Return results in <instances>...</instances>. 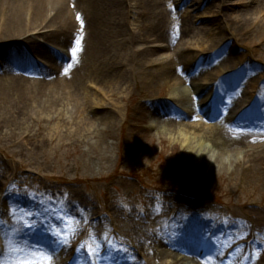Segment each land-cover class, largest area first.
Listing matches in <instances>:
<instances>
[{"label": "rangeland", "instance_id": "obj_1", "mask_svg": "<svg viewBox=\"0 0 264 264\" xmlns=\"http://www.w3.org/2000/svg\"><path fill=\"white\" fill-rule=\"evenodd\" d=\"M126 1L132 7L140 6L135 0ZM166 1L165 7L176 8L165 20H171V25L185 24L186 32L180 39L174 38L158 57H172L177 45L187 50L185 54L189 58L199 59L190 66L188 83L193 82L192 88L202 90L200 102H214L217 97L207 93L215 87L224 96L229 112L244 113L242 122L264 121V58L252 52L249 37L237 31L235 21L240 18L228 12L235 4H240L243 12L253 5L247 0H187L180 4L174 0L167 5ZM260 11L246 18L256 23L264 17V11ZM128 21L133 29V23L138 20L132 14ZM188 23L201 36L188 33ZM225 37V42L233 46V57L239 64L220 73L218 67L224 66L221 64L224 53L216 52L225 48L222 41ZM211 44L219 46L211 52L213 49L208 47ZM52 46V41L46 39L42 52ZM113 50L112 47L103 51L97 65L109 60ZM214 52L216 56L210 59ZM26 56L38 63L37 58L44 59L33 48L27 49ZM142 58L143 55L139 60ZM151 58L148 56L143 61ZM175 64L174 61L172 66ZM250 64L253 65L251 72L247 68ZM243 68L244 73L240 72ZM102 74L91 73L84 67L67 90L71 95L53 91V87L39 88L38 92L48 93L52 98L39 95L41 105H33L20 113L9 111L10 117L17 121H12L11 127L0 128V197L11 208L18 204L9 217L38 219L43 216L49 222L42 227L43 232L47 226L52 233L47 245L55 244L64 252V257L79 251V264H93L96 260L99 264H113L118 262V257H124L123 262H131L129 254L132 253L138 264H185L154 254L146 256L147 262L137 259L138 252L143 253V249L152 252L151 245L159 247L160 242L162 251H173L179 259L177 251L166 250L162 245L163 240L174 242L167 235L170 230L178 231L182 240L187 235L188 242L198 239L199 248L203 241H208L212 252L209 262L206 261L208 264H264V161L259 164L257 159L264 152V137L258 135L257 127L251 130L229 127L217 133L224 139L245 142L253 148L228 143L236 153L224 156L226 173L220 175L214 161L211 163L215 170L206 164L208 157L216 153L212 155V148L221 151L223 146L220 147V141L218 145L213 143L217 136L201 133L207 124L198 115H194L198 124L188 118L172 121L177 107L184 112L185 108L195 107L192 103L172 102L169 93L179 86L170 87L174 80L154 78L152 82H143L141 74H129L127 82L115 85L100 80L98 76ZM207 80H212L208 89L202 87ZM188 83L182 88L189 91ZM246 96H252L253 100H244ZM257 97L261 102L256 101ZM56 100L61 103L49 112L46 107ZM154 107L158 108L159 115H152ZM142 111L147 113L146 117ZM104 114L109 121H98ZM89 118L93 122L84 121ZM215 123L223 127L221 122L212 124ZM178 129L210 136L213 146L205 147L204 154L197 155L185 150L187 146L181 147V140L177 145L171 144V139L179 135ZM40 140L45 141L41 150L38 149ZM109 143L114 148L107 151L108 163L98 147ZM247 150H251L248 155L255 159L252 163L244 154ZM250 164H254L253 171H249ZM154 228L159 234L152 232ZM114 232H120L128 240L123 248L119 239H114ZM195 251L192 254L197 259Z\"/></svg>", "mask_w": 264, "mask_h": 264}, {"label": "bare ground", "instance_id": "obj_2", "mask_svg": "<svg viewBox=\"0 0 264 264\" xmlns=\"http://www.w3.org/2000/svg\"><path fill=\"white\" fill-rule=\"evenodd\" d=\"M135 1L139 3V7L136 4L134 5L135 7H132L126 0H0V128L11 127L12 121H17L10 117L11 112L9 111L20 113L33 108V105H41L39 103V95L52 98L48 93L38 92L39 88L46 90L53 87V91H62L67 95H71L67 90L70 89L69 86H73L75 78L79 76V72L84 67H88V71L94 74L103 72L104 75H99L98 78L108 84L112 82L115 85L125 83L129 74H141L143 82H152L154 78L165 80L166 82L174 80L172 85L169 86H179L169 93L172 102L190 104L191 101H196V97L201 94L202 90H198L193 95L191 93L194 91L185 90L182 85L186 87L184 84L188 83L191 62H194L197 57L189 58L185 54L187 50L181 49L178 45L173 50L174 55L172 57L169 55L158 57L160 56L158 54L160 51L164 48H169L174 38H181L185 34L186 25L170 26L172 21H166L165 17L170 14L171 10L165 7V0ZM169 1L174 2V0ZM177 1H180L178 3L180 4L187 0ZM247 3L253 5V7L246 8L245 12L242 11L244 8L240 4H235L228 12L234 14L237 19L240 18L239 21L234 20L238 26L237 31H240L243 36L249 37V44L253 45L252 52L255 51V55L258 54L259 57L264 58V17L258 22L256 21V23H252L249 18H246V15L260 11L261 8L260 12L262 13L264 11V0H247ZM177 7L179 8V5ZM131 14H134L138 20L137 23H133V29L128 21ZM29 33L31 35L27 37ZM188 33L194 36H201V33L193 30L190 23H188ZM140 38L142 41H140ZM46 39L52 41L54 51L46 50V52H42L44 51L42 50V43ZM226 39L227 37L222 39L225 48H220L216 52L217 54L224 53L221 64L225 67H218L220 73L230 71L231 68H235L239 64L233 57V46L229 42L226 43ZM218 46L217 44H211L208 47L209 50L213 49L211 51L213 52ZM112 47L114 50L110 59L103 65H97L96 62L102 52ZM32 48L35 53H41L44 57V59H40L41 64L28 59V56H26V50ZM64 49H67L69 53H65ZM142 55L144 58L139 60ZM213 55H216L215 52ZM148 56L153 58L147 62L143 61ZM209 58L212 59L213 57ZM174 61L176 64L173 67L172 63ZM251 65L247 67L250 72ZM245 68L240 70V72H245ZM53 72H59L58 76L50 77ZM41 75L45 79H41ZM62 79H66V82L63 83ZM39 80L44 81L39 83ZM255 80L254 78L253 82ZM211 82L212 80H207L202 87H209L212 84ZM192 83L189 82L190 87H192ZM45 96L43 99L46 98ZM249 98L251 100L252 96H246L244 100ZM29 100L30 102H28ZM256 101L260 102L261 100L257 97ZM60 103V100L53 101L46 108H48L49 112H53V106ZM205 106L213 109L212 115L216 114L210 102H207ZM187 113L189 116L191 115L190 112ZM159 114L158 108L154 107L152 115L156 116ZM232 114H234V117L231 116L230 118H234V123L238 122V115L236 116L233 111ZM110 115L112 116V114ZM142 115L146 117L147 113L142 111ZM172 117L174 118H172V121H176L179 117L186 118L188 116L180 111V115L173 113ZM84 121L93 122L90 118ZM98 121L108 122V115H102ZM59 122H64V120L59 119ZM85 122L83 124H86ZM255 122L253 120L248 121L251 125L254 123L259 130L258 135L264 137V121L260 124ZM207 125L209 128L203 127L201 133L217 136L218 138L214 137L213 143L217 144L220 141L222 143L220 147L223 146L221 151L212 148V155L214 152L216 153L211 157L206 155L208 157L206 164L207 167L215 170L216 167L211 163V161H214L217 168L219 167V169L216 168V171L223 175L226 173L225 169L227 168L223 160L224 156L229 153H236L234 151L235 148L229 147L228 143L232 142L234 147L244 146L245 148H251L252 145L245 142L232 141L233 139H224L217 134L221 127L212 124ZM207 129L213 133H210ZM178 134V137L175 135V139H171L170 143L177 145L181 140V147L187 146L188 148L185 150H191L197 155L204 154L205 147L209 149V147L213 146L210 136L204 137L196 131H179ZM40 142L38 149L41 150L45 141L40 140ZM111 148H114L112 143L98 147L99 153H104L103 160L105 162L108 160V163L110 159L108 153L112 151ZM108 149L109 152L107 153ZM237 150L241 151L242 149L238 148ZM250 151H244V154H247L248 162L252 163L255 159L248 155ZM1 153L2 150H0ZM9 158L13 160L11 156ZM257 159L259 164H261L264 161V152H260ZM0 166H2L1 163ZM250 168L251 170L249 169V171H253L254 164H250ZM18 202L20 203L17 200L16 203ZM17 208L18 204L12 205L11 208L10 204L4 202V197H0V209L5 216H9V213ZM45 223L48 224L49 222L43 219V216L38 217V219L3 217L0 224V251H3L0 260H7L9 264H70L71 260L69 258L64 262L59 260V258L64 259V252L54 249L55 245L49 248L46 247L49 246L47 241L52 237V233L48 232L47 226L44 227L43 233L39 231ZM116 234H120L118 239L121 248H123L128 240L120 232H116ZM168 234L178 235L176 237L178 247H186V252H192L195 249L194 245L199 243L198 239H192L191 242H188L189 237L187 235H183L182 240L181 235L176 230L172 232L170 230ZM155 254V257H166L177 263L188 264V262H193L194 264H206V261L209 262L211 252L209 250L208 255L200 260L186 254L177 259L178 256L170 251L166 253L159 250ZM123 258H117L119 264H137L135 260L123 262ZM73 264L76 263L73 262Z\"/></svg>", "mask_w": 264, "mask_h": 264}, {"label": "clouds", "instance_id": "obj_3", "mask_svg": "<svg viewBox=\"0 0 264 264\" xmlns=\"http://www.w3.org/2000/svg\"><path fill=\"white\" fill-rule=\"evenodd\" d=\"M0 264H9L7 260H0Z\"/></svg>", "mask_w": 264, "mask_h": 264}, {"label": "snow or ice", "instance_id": "obj_4", "mask_svg": "<svg viewBox=\"0 0 264 264\" xmlns=\"http://www.w3.org/2000/svg\"><path fill=\"white\" fill-rule=\"evenodd\" d=\"M74 51V50H73ZM45 259H47V257H45Z\"/></svg>", "mask_w": 264, "mask_h": 264}]
</instances>
